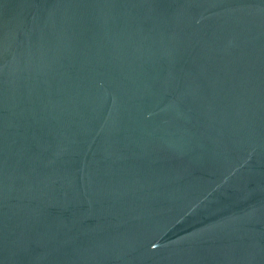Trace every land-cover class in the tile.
<instances>
[{
    "label": "water",
    "instance_id": "water-1",
    "mask_svg": "<svg viewBox=\"0 0 264 264\" xmlns=\"http://www.w3.org/2000/svg\"><path fill=\"white\" fill-rule=\"evenodd\" d=\"M0 264H264V0H0Z\"/></svg>",
    "mask_w": 264,
    "mask_h": 264
}]
</instances>
